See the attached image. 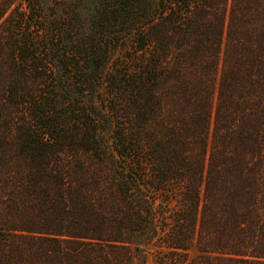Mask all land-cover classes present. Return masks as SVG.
<instances>
[{"label":"trees","instance_id":"trees-1","mask_svg":"<svg viewBox=\"0 0 264 264\" xmlns=\"http://www.w3.org/2000/svg\"><path fill=\"white\" fill-rule=\"evenodd\" d=\"M0 264H264V0H0Z\"/></svg>","mask_w":264,"mask_h":264},{"label":"rangeland","instance_id":"rangeland-1","mask_svg":"<svg viewBox=\"0 0 264 264\" xmlns=\"http://www.w3.org/2000/svg\"><path fill=\"white\" fill-rule=\"evenodd\" d=\"M150 256H152V255H150ZM154 261V260H153Z\"/></svg>","mask_w":264,"mask_h":264}]
</instances>
